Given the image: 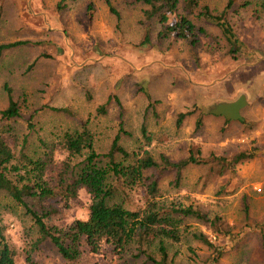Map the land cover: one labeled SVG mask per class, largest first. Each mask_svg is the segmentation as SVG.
I'll use <instances>...</instances> for the list:
<instances>
[{"label": "rangeland", "instance_id": "1", "mask_svg": "<svg viewBox=\"0 0 264 264\" xmlns=\"http://www.w3.org/2000/svg\"><path fill=\"white\" fill-rule=\"evenodd\" d=\"M231 1L228 8V0H200L187 15L179 0L169 24L186 15L206 32L190 47L174 35L162 36L157 19L145 22L146 8L126 0H110L115 14L103 0H0V44L27 42L0 57V111L7 107L5 86L18 107V116L10 120L0 114V136L13 150L12 165L24 156L43 162V181L57 191L64 170L79 171L89 154L85 148L68 153L64 135L83 130L98 155L117 138L129 158L115 159L124 164L146 153L164 166L162 157L176 163L198 151L204 162L186 166L178 182L171 168L146 171L144 181L133 187L120 179L115 201L130 209L151 201L164 212L191 206L205 215V223L172 215L180 239L163 240L166 264H264V9L259 0ZM203 7L211 15L223 14L237 40L235 52ZM240 95L247 101L242 122L209 114L214 105ZM101 106L104 111L98 112ZM186 111L192 114L178 124V114ZM199 114L202 126L196 130ZM152 176L157 177L155 197L147 191ZM24 201L57 232L86 220L91 205L85 189L75 199ZM0 232L16 251L15 264H153L146 255L161 259L158 239L142 243L145 255L138 254L134 240L122 257L106 245L91 253L82 240L79 258L65 261L49 241L36 246L39 233L32 217L3 193ZM200 235L212 247L195 237Z\"/></svg>", "mask_w": 264, "mask_h": 264}, {"label": "trees", "instance_id": "2", "mask_svg": "<svg viewBox=\"0 0 264 264\" xmlns=\"http://www.w3.org/2000/svg\"><path fill=\"white\" fill-rule=\"evenodd\" d=\"M110 12L114 9L110 0H103ZM131 4H141L146 9L143 11L145 22L156 18L162 27V36L174 35L178 40L186 42L190 47H196L198 44V35H206L202 28L195 25L186 15L179 16L174 24H169L168 15L174 14L177 10L179 0H126ZM200 0H182L183 10L188 15L193 8L198 7ZM260 6L264 9V0H259ZM232 1L228 0L227 7L232 6ZM242 6V5H240ZM115 14V13H114ZM203 14L206 18L213 21L214 25L220 30L226 42L230 45V53L235 52L237 40L224 20L223 14L211 15L208 8L203 7ZM144 24V23H143ZM149 38V28L145 27L144 42ZM27 42H13L0 44V57L2 54L12 48L22 46ZM7 95V107L0 111L4 119L10 120L18 116V107L11 96V90L5 86ZM59 112H65L64 109H57ZM104 111V107L98 108ZM192 114V111H186L178 114L177 123ZM202 126V116L199 114L195 120V129ZM63 147L71 155L79 154L82 149H87L89 154L79 171L73 173L69 169L64 170V174L59 176V183L62 185L55 191L43 181V173L46 165L40 161H33L24 156L19 165H12L14 153L3 137L0 136V194L3 193L13 201L26 209V212L32 217L39 233L36 246L44 241H49L57 250L58 254L65 261H74L79 258L82 240L89 248L91 253L97 254L103 245L109 246L114 254L122 257L127 246L137 241V251L140 255H145L142 243L150 244L158 239V253L161 256L159 261L151 256L146 258L153 264H166L167 254L163 240L178 242L180 239L178 223L172 215H179L185 218H193L200 222H207L205 215L193 207L186 209L171 210L164 212L158 208L155 203L149 201L144 208H125L122 203L115 201L119 186L116 184L120 179L124 184L130 187L144 181V173L152 170L158 172L164 168H171L175 172V180L178 182L181 178L182 170L190 164H201L204 161L200 158L198 151L196 154L189 153V156L176 163H170L165 158H161V166L157 164L148 154L136 159L130 164L117 162L115 157H121L125 161L129 158L127 152L118 145V139H114L109 151L104 155H98L92 150V137L87 130L80 133H66L63 138ZM103 158V160H102ZM243 155L239 157V160ZM30 167V169H26ZM23 168V169H21ZM23 170V175H20ZM12 172L16 176L15 181L11 176ZM31 176L32 178H29ZM147 186L148 193L155 197L157 193V177L152 176ZM31 180L34 185H30ZM80 189H85L91 197V205L86 220H77L69 228L62 232L48 228L43 222V217L27 209L24 199L37 197L40 200H47L62 197L63 200L75 199ZM50 214V213H46ZM247 217V214H245ZM207 246L212 245L203 237L195 236ZM264 250V244H263ZM16 251L8 246L0 232V264H15Z\"/></svg>", "mask_w": 264, "mask_h": 264}, {"label": "water", "instance_id": "3", "mask_svg": "<svg viewBox=\"0 0 264 264\" xmlns=\"http://www.w3.org/2000/svg\"><path fill=\"white\" fill-rule=\"evenodd\" d=\"M247 101L244 95H240L235 101L229 103H218L214 105L209 114L223 117L226 121H243L241 111L246 106Z\"/></svg>", "mask_w": 264, "mask_h": 264}, {"label": "crops", "instance_id": "4", "mask_svg": "<svg viewBox=\"0 0 264 264\" xmlns=\"http://www.w3.org/2000/svg\"><path fill=\"white\" fill-rule=\"evenodd\" d=\"M232 102V101H231ZM225 103H229V101L225 102ZM213 116V115H212ZM214 117H218V116H214ZM220 118V117H219ZM223 118V117H222ZM224 119V118H223ZM224 121L226 122V120L224 119ZM231 122V121H229ZM242 122V121H241Z\"/></svg>", "mask_w": 264, "mask_h": 264}, {"label": "built area", "instance_id": "5", "mask_svg": "<svg viewBox=\"0 0 264 264\" xmlns=\"http://www.w3.org/2000/svg\"><path fill=\"white\" fill-rule=\"evenodd\" d=\"M258 192H260V190H258Z\"/></svg>", "mask_w": 264, "mask_h": 264}]
</instances>
